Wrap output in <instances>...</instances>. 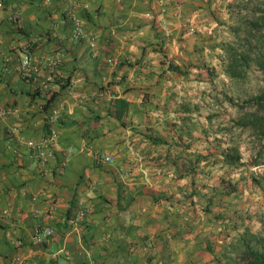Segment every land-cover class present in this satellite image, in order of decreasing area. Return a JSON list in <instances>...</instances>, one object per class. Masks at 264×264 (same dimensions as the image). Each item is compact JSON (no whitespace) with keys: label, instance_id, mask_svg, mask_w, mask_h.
<instances>
[{"label":"crops","instance_id":"1","mask_svg":"<svg viewBox=\"0 0 264 264\" xmlns=\"http://www.w3.org/2000/svg\"><path fill=\"white\" fill-rule=\"evenodd\" d=\"M180 1L0 0V264H168L151 92Z\"/></svg>","mask_w":264,"mask_h":264},{"label":"rangeland","instance_id":"2","mask_svg":"<svg viewBox=\"0 0 264 264\" xmlns=\"http://www.w3.org/2000/svg\"><path fill=\"white\" fill-rule=\"evenodd\" d=\"M182 2L188 6L180 12L181 27L171 28L170 53L155 70L151 92L157 100L151 114L154 193L186 214L179 231L174 215L163 254L168 264H245L248 249H260L264 236V135L235 120L252 110L248 97L264 92V24L249 28L264 15V0ZM176 38L180 44L172 42ZM240 54L246 62L230 74L228 62L240 61ZM168 62L181 71L168 69ZM231 144L240 159L226 164L218 150ZM220 179L235 183V190L222 193Z\"/></svg>","mask_w":264,"mask_h":264},{"label":"trees","instance_id":"3","mask_svg":"<svg viewBox=\"0 0 264 264\" xmlns=\"http://www.w3.org/2000/svg\"><path fill=\"white\" fill-rule=\"evenodd\" d=\"M258 21H261L264 24V15L258 16L257 18L249 21V28H251V26H256ZM247 33L251 35V32L247 31ZM261 37L264 38V29L263 32L261 33ZM250 38H251L250 36H247L245 39L247 40V42H249ZM254 41L256 44V41H258V36L257 39L254 38ZM245 58L246 56L244 54H240V61L237 60L235 57H232L231 60L228 62L229 70L227 71H229L230 74L234 75L237 72V69L235 68L236 65L241 64L242 62H246ZM167 68L176 72L181 71L178 65L172 64L171 62L167 63ZM227 98L228 100H232L229 96H227ZM119 100L123 105L120 107H113L115 116H120V114L123 113V111L125 110L124 100L123 99L122 100L119 99ZM246 102L250 103L253 106L252 110H249V112L245 116H240L239 118H237L235 120L236 123L240 124L241 126H247L253 129L252 132L255 133V135H264V92L260 91L257 94L248 97L246 99ZM257 151L260 152V149H258ZM218 155L220 157V160L226 164L237 163L240 159V153L237 149L236 144H231L230 146L224 149H219ZM219 181H220L219 186L222 193L228 194L231 191L235 190V186H234L235 183H232L231 185L227 186L224 180L220 179ZM209 201H211V198L208 199V202ZM202 209L208 211L209 208L207 205H205L203 206ZM215 215L219 216L218 213H216ZM248 253H249V258L245 264H264V236L261 241L260 249L249 248Z\"/></svg>","mask_w":264,"mask_h":264},{"label":"built area","instance_id":"4","mask_svg":"<svg viewBox=\"0 0 264 264\" xmlns=\"http://www.w3.org/2000/svg\"><path fill=\"white\" fill-rule=\"evenodd\" d=\"M16 12L13 14L14 17L16 16ZM29 62V56L27 53L24 54L23 58H22V61H21V64L22 65H26L27 63ZM50 77V76H49ZM28 144H33L31 141H28ZM40 144L39 142L36 143V147H38ZM104 159H109V156H104ZM35 233H37V235L40 237V238H46L48 237L49 235H51L52 233V228L48 225H45V226H39V227H36L35 228Z\"/></svg>","mask_w":264,"mask_h":264}]
</instances>
